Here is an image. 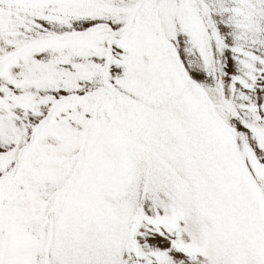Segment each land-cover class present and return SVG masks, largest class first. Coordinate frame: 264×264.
<instances>
[{
    "label": "snow or ice",
    "instance_id": "snow-or-ice-1",
    "mask_svg": "<svg viewBox=\"0 0 264 264\" xmlns=\"http://www.w3.org/2000/svg\"><path fill=\"white\" fill-rule=\"evenodd\" d=\"M0 264H264V0H0Z\"/></svg>",
    "mask_w": 264,
    "mask_h": 264
}]
</instances>
